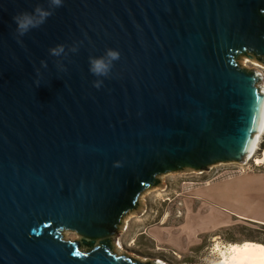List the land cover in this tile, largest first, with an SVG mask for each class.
<instances>
[{
	"label": "water",
	"instance_id": "95a60500",
	"mask_svg": "<svg viewBox=\"0 0 264 264\" xmlns=\"http://www.w3.org/2000/svg\"><path fill=\"white\" fill-rule=\"evenodd\" d=\"M38 5L0 0V264H151L116 253L145 193L258 147L264 74L241 62L264 66V0H64L18 39ZM108 48L97 89L89 57Z\"/></svg>",
	"mask_w": 264,
	"mask_h": 264
},
{
	"label": "rangeland",
	"instance_id": "374dc122",
	"mask_svg": "<svg viewBox=\"0 0 264 264\" xmlns=\"http://www.w3.org/2000/svg\"><path fill=\"white\" fill-rule=\"evenodd\" d=\"M255 63L241 65L264 74ZM263 142L264 134L245 164L161 176V187L146 192L139 210L126 218L117 239L126 251L116 253L151 264H221V251L234 242H264V224L257 223H264ZM260 158L263 163L256 165ZM210 216L217 222L206 224ZM65 238L78 240L72 232Z\"/></svg>",
	"mask_w": 264,
	"mask_h": 264
},
{
	"label": "clouds",
	"instance_id": "9594fccd",
	"mask_svg": "<svg viewBox=\"0 0 264 264\" xmlns=\"http://www.w3.org/2000/svg\"><path fill=\"white\" fill-rule=\"evenodd\" d=\"M64 0H48V7L36 6L33 11H20L13 16V22L16 25L15 34L16 37L22 38L27 35L33 29L40 28L45 24L49 17H51L56 8L62 7ZM82 43V42H80ZM80 44H73L70 48L66 50V45L58 44L57 46L51 48L49 53L53 57L66 58L68 53H76L79 51ZM121 57V53L118 49L108 48L101 56H90L89 57V72L97 77L93 81V86L97 89L101 88L104 80L101 78H109L112 73V69L116 61ZM57 65L61 70H66L64 68L62 59L57 60ZM41 66L46 68L47 61H41ZM37 75L40 76V70L37 69ZM39 79L36 81L37 86H39Z\"/></svg>",
	"mask_w": 264,
	"mask_h": 264
},
{
	"label": "bare ground",
	"instance_id": "6f19581e",
	"mask_svg": "<svg viewBox=\"0 0 264 264\" xmlns=\"http://www.w3.org/2000/svg\"><path fill=\"white\" fill-rule=\"evenodd\" d=\"M255 65L260 69L264 68L258 65L257 63H255ZM263 134L257 135L258 142ZM254 153L255 152H253V154L248 157L247 161H249L253 157ZM255 163L256 165H261L263 163V158L255 159ZM215 222H217L215 217L210 216L206 219V224H214ZM257 223L264 224L262 222ZM116 250L118 253H124L126 251L120 242L118 243ZM218 251H221V249L218 248ZM221 254V264H264V244L261 243L246 242L244 244L239 245H230L229 247L225 248L224 251H221ZM143 261H148V259L145 258L143 259ZM159 263L164 264L163 262Z\"/></svg>",
	"mask_w": 264,
	"mask_h": 264
},
{
	"label": "trees",
	"instance_id": "16d2710c",
	"mask_svg": "<svg viewBox=\"0 0 264 264\" xmlns=\"http://www.w3.org/2000/svg\"><path fill=\"white\" fill-rule=\"evenodd\" d=\"M261 148H262V150H264V142L262 143V145H261ZM250 242H255V243H258L255 239H251V241ZM245 242H243V243H241V244H244ZM259 243H261V244H264V242H259ZM233 244H237V243H233Z\"/></svg>",
	"mask_w": 264,
	"mask_h": 264
}]
</instances>
